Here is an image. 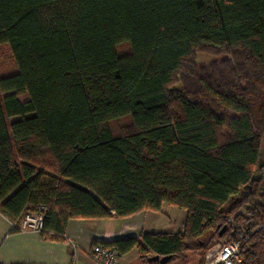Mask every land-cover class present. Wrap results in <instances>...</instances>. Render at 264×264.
I'll return each instance as SVG.
<instances>
[{
    "label": "trees",
    "instance_id": "16d2710c",
    "mask_svg": "<svg viewBox=\"0 0 264 264\" xmlns=\"http://www.w3.org/2000/svg\"><path fill=\"white\" fill-rule=\"evenodd\" d=\"M0 44L15 65L0 74L2 213L44 206L46 236L172 203L181 231L100 244L158 264L218 233L238 264H264V0H0ZM197 50L222 57L196 65Z\"/></svg>",
    "mask_w": 264,
    "mask_h": 264
},
{
    "label": "crops",
    "instance_id": "0c3cea01",
    "mask_svg": "<svg viewBox=\"0 0 264 264\" xmlns=\"http://www.w3.org/2000/svg\"><path fill=\"white\" fill-rule=\"evenodd\" d=\"M181 224L174 222L177 216ZM186 210L163 202L159 210L143 209L127 216L71 217L62 233L12 230L11 219L0 211V262L10 264H96L90 257L94 244L139 236L142 232H178ZM174 216V217H173ZM180 220V219H179ZM172 221V223H171ZM166 227V229H165ZM137 247L117 254L115 264H140Z\"/></svg>",
    "mask_w": 264,
    "mask_h": 264
},
{
    "label": "rangeland",
    "instance_id": "374dc122",
    "mask_svg": "<svg viewBox=\"0 0 264 264\" xmlns=\"http://www.w3.org/2000/svg\"><path fill=\"white\" fill-rule=\"evenodd\" d=\"M118 51L121 52V53H125L128 51V46L125 45V44H122L118 47ZM222 57L221 54H217V53H209V52H205V51H200V50H197L194 52L193 54V57H192V60L193 62L196 64V65H203V64H206V63H211L213 61H216V60H220ZM15 68V65H14V62H13V59H12V55L10 53V50L9 48L7 47L6 44H0V74H3V73H10L14 70ZM181 87V83L180 81L177 79L175 83H172L171 84V88H174V89H178ZM23 97V96H22ZM174 111H176L175 108H173ZM127 124V120L126 119H121V120H116L113 125L115 127H121V126H126ZM259 164L261 165V169L258 171L257 170V173L260 175V177L264 180V141H263V145H262V148H261V156H260V161H259ZM259 190L261 192H264V185L263 186H260ZM240 212L243 216V220H244V217L245 215H243L244 211L241 212V209H238L236 210L233 214L231 215H235L236 213ZM174 217V216H173ZM233 216H231L232 218ZM180 219V220H179ZM174 222V226L177 225V223H180L181 224V218L180 216L178 215L177 218H175V220H172ZM171 221V223H172ZM184 221V220H183ZM231 222H232V226H234V223L237 227V229H240L241 226L243 225V221H242V218H234L233 220L231 219ZM183 225V223H182ZM230 226V225H229ZM166 229V227H165ZM207 236L208 234H204L202 237H200V240L204 241V240H207ZM224 239L223 237H220L217 234L213 235V244L209 245L207 248H205L204 250L202 249H198V250H192L191 252H186L185 253V256L184 258H180V259H175V260H172L170 262H166L167 264H211L210 261L214 258L215 256V249L218 248V246L224 242ZM208 254H210V257H208ZM143 261H140V264H143L141 263Z\"/></svg>",
    "mask_w": 264,
    "mask_h": 264
},
{
    "label": "built area",
    "instance_id": "2783aa9c",
    "mask_svg": "<svg viewBox=\"0 0 264 264\" xmlns=\"http://www.w3.org/2000/svg\"><path fill=\"white\" fill-rule=\"evenodd\" d=\"M44 206L39 205L35 210H27L22 212L19 216L12 218L10 228L12 230H33L39 231L42 229ZM231 225V219L229 220ZM234 226L235 223H234ZM90 257L96 264H115L117 258L116 250L111 246H103L101 244H94L90 249ZM210 257V254H208ZM239 256V242L229 241L222 242L217 249H215V256L210 261L211 264H238ZM0 264H10L0 262Z\"/></svg>",
    "mask_w": 264,
    "mask_h": 264
},
{
    "label": "water",
    "instance_id": "95a60500",
    "mask_svg": "<svg viewBox=\"0 0 264 264\" xmlns=\"http://www.w3.org/2000/svg\"><path fill=\"white\" fill-rule=\"evenodd\" d=\"M223 229V228H222ZM170 255H162L159 256L158 254H153L146 257V261H157L158 264H165L167 260L169 259Z\"/></svg>",
    "mask_w": 264,
    "mask_h": 264
},
{
    "label": "flooded vegetation",
    "instance_id": "af4514ba",
    "mask_svg": "<svg viewBox=\"0 0 264 264\" xmlns=\"http://www.w3.org/2000/svg\"><path fill=\"white\" fill-rule=\"evenodd\" d=\"M165 264H167V263H165Z\"/></svg>",
    "mask_w": 264,
    "mask_h": 264
}]
</instances>
